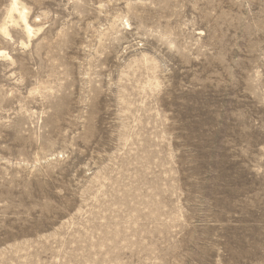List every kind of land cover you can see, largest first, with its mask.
Masks as SVG:
<instances>
[{
	"label": "rangeland",
	"instance_id": "374dc122",
	"mask_svg": "<svg viewBox=\"0 0 264 264\" xmlns=\"http://www.w3.org/2000/svg\"><path fill=\"white\" fill-rule=\"evenodd\" d=\"M0 0V264H264V0Z\"/></svg>",
	"mask_w": 264,
	"mask_h": 264
},
{
	"label": "bare ground",
	"instance_id": "6f19581e",
	"mask_svg": "<svg viewBox=\"0 0 264 264\" xmlns=\"http://www.w3.org/2000/svg\"><path fill=\"white\" fill-rule=\"evenodd\" d=\"M15 6H16V0H13L11 11H16L18 13V17L20 18V20L22 22V25H23L25 32L27 34H30L32 32V27L28 23L25 13L23 11H20ZM2 54H4V53L0 50V55H2Z\"/></svg>",
	"mask_w": 264,
	"mask_h": 264
}]
</instances>
